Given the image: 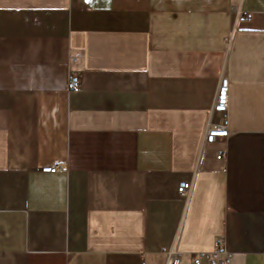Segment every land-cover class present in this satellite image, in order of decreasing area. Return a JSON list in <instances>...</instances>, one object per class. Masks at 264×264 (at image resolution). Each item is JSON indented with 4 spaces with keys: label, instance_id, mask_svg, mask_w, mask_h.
Here are the masks:
<instances>
[{
    "label": "crops",
    "instance_id": "1",
    "mask_svg": "<svg viewBox=\"0 0 264 264\" xmlns=\"http://www.w3.org/2000/svg\"><path fill=\"white\" fill-rule=\"evenodd\" d=\"M216 239L264 264V0H0V264H189Z\"/></svg>",
    "mask_w": 264,
    "mask_h": 264
},
{
    "label": "built area",
    "instance_id": "2",
    "mask_svg": "<svg viewBox=\"0 0 264 264\" xmlns=\"http://www.w3.org/2000/svg\"><path fill=\"white\" fill-rule=\"evenodd\" d=\"M72 58L74 59V57ZM77 83V77L71 75L68 80V86L74 87ZM227 84V77H220L212 103V109L214 111L223 113L226 109ZM226 133V121L224 118L221 122H209L204 133V141L213 142L216 139L225 136ZM221 154L222 150L219 149L216 153V157H220ZM39 170L43 172H55L62 170V167L59 164L52 163L40 166ZM189 187L190 181L182 180L178 182L176 189L179 192H184L188 191ZM160 251L166 256V264H185L183 262L182 251L178 250L175 246H163L160 248ZM188 258L189 264H229L232 258V252L223 247L220 239H216L214 241V247L211 250L189 252Z\"/></svg>",
    "mask_w": 264,
    "mask_h": 264
}]
</instances>
